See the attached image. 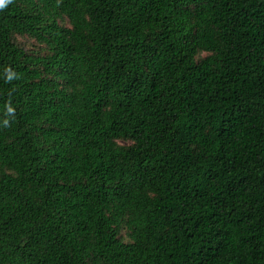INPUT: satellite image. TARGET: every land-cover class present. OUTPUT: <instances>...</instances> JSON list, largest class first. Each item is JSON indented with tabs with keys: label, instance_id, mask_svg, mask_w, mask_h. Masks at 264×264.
Here are the masks:
<instances>
[{
	"label": "trees",
	"instance_id": "obj_1",
	"mask_svg": "<svg viewBox=\"0 0 264 264\" xmlns=\"http://www.w3.org/2000/svg\"><path fill=\"white\" fill-rule=\"evenodd\" d=\"M0 264H264V0L0 8Z\"/></svg>",
	"mask_w": 264,
	"mask_h": 264
},
{
	"label": "rangeland",
	"instance_id": "obj_2",
	"mask_svg": "<svg viewBox=\"0 0 264 264\" xmlns=\"http://www.w3.org/2000/svg\"><path fill=\"white\" fill-rule=\"evenodd\" d=\"M18 40L21 41L23 44H25L28 47H33L35 44V40L29 37H23V36H17Z\"/></svg>",
	"mask_w": 264,
	"mask_h": 264
},
{
	"label": "clouds",
	"instance_id": "obj_3",
	"mask_svg": "<svg viewBox=\"0 0 264 264\" xmlns=\"http://www.w3.org/2000/svg\"><path fill=\"white\" fill-rule=\"evenodd\" d=\"M7 3H9V0H0V8H3Z\"/></svg>",
	"mask_w": 264,
	"mask_h": 264
}]
</instances>
